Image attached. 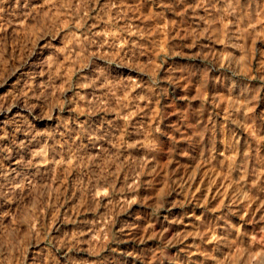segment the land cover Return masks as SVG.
I'll return each mask as SVG.
<instances>
[{"label": "rangeland", "instance_id": "374dc122", "mask_svg": "<svg viewBox=\"0 0 264 264\" xmlns=\"http://www.w3.org/2000/svg\"><path fill=\"white\" fill-rule=\"evenodd\" d=\"M0 264H264V0H0Z\"/></svg>", "mask_w": 264, "mask_h": 264}, {"label": "bare ground", "instance_id": "6f19581e", "mask_svg": "<svg viewBox=\"0 0 264 264\" xmlns=\"http://www.w3.org/2000/svg\"><path fill=\"white\" fill-rule=\"evenodd\" d=\"M118 232L120 233V244H125L130 241V225L123 224L118 227Z\"/></svg>", "mask_w": 264, "mask_h": 264}]
</instances>
